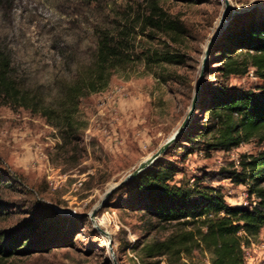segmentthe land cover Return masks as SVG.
Returning <instances> with one entry per match:
<instances>
[{
    "label": "rangeland",
    "instance_id": "374dc122",
    "mask_svg": "<svg viewBox=\"0 0 264 264\" xmlns=\"http://www.w3.org/2000/svg\"><path fill=\"white\" fill-rule=\"evenodd\" d=\"M153 3L182 23L179 43L163 34H138L140 17ZM228 4L226 9L224 0H0V49L9 54L17 79L47 101L56 98L58 84L89 68L98 34L125 32L133 52L113 70L104 91L81 98L72 141L64 142L40 114L0 100V233L30 236L26 251L2 264L173 263L147 258L143 248L181 226L146 214L130 181L105 195L181 125L198 82L202 108L192 119L193 134L210 124L205 109L220 85L264 88L252 71L227 80L219 74L226 36L264 16V0ZM153 49L177 52L181 63L149 67L141 53ZM188 145L179 139L153 165L175 167V182L221 189L230 207L246 205V187L228 176L239 170L243 155L257 154L261 145L253 140L229 152H206L199 145L187 155ZM261 236L264 230L246 247V264H264ZM209 259L196 250L176 264Z\"/></svg>",
    "mask_w": 264,
    "mask_h": 264
},
{
    "label": "trees",
    "instance_id": "16d2710c",
    "mask_svg": "<svg viewBox=\"0 0 264 264\" xmlns=\"http://www.w3.org/2000/svg\"><path fill=\"white\" fill-rule=\"evenodd\" d=\"M139 31L140 35L145 31L167 35L177 44L183 38L184 27L153 3L140 17ZM121 33L122 37L106 32L98 34L92 64L71 81L58 84L53 101H47L36 88L19 81L9 54L0 49V100L40 114L64 142L72 141L77 130L74 116L81 98L104 91L113 70L132 59L133 52L127 44L129 35ZM152 35L148 36L154 39ZM226 37L229 44L228 50L221 53V77L227 80L252 71L264 82V16ZM144 52L141 53L142 61L149 67L181 63L180 55L171 50ZM208 101L204 114L209 118L208 127L193 134L191 121L174 143L184 139L189 144L184 154L190 155L199 145L206 152H229L257 141L261 145L259 152L243 155L238 163L239 170L228 176L246 187L248 201L244 206L230 207L221 189L175 182V167L150 166L130 181L136 196L151 218L178 224L181 230L163 241L146 245L143 253L147 258L168 257L176 264L200 250L210 255L208 264H246L244 248L264 230V88L229 89L224 84ZM201 108L199 96L197 110ZM29 237L0 233V264L24 253Z\"/></svg>",
    "mask_w": 264,
    "mask_h": 264
},
{
    "label": "water",
    "instance_id": "95a60500",
    "mask_svg": "<svg viewBox=\"0 0 264 264\" xmlns=\"http://www.w3.org/2000/svg\"><path fill=\"white\" fill-rule=\"evenodd\" d=\"M224 5L225 8L228 9L229 4H228V0H224ZM222 30V22L220 21L215 33L213 34L212 38L209 40L206 50H205V54H204V58L202 60V68H201V73H200V78L202 77V74L204 72V64L208 55V48L210 47V45H212V43L219 37L220 33ZM200 96V88H199V82L196 85L195 88V92L193 94L192 100H191V104L189 107V110L184 118V120L182 121L181 125L172 133V135L153 153L151 154L149 157H147L145 160H142L138 166L135 168V170L133 172H131L130 174H128L125 178H123V180H121L118 184L113 185L109 188V190L106 192V197H108L117 187H120L122 184L133 180L137 175H139L141 172H143L144 170L148 169L150 166H152L154 164V162L167 150V148L169 146H171L178 138L179 136L185 131V129L188 127V125L190 124V122L192 121L196 110H197V102ZM106 237H108V233L107 232H102Z\"/></svg>",
    "mask_w": 264,
    "mask_h": 264
},
{
    "label": "built area",
    "instance_id": "2783aa9c",
    "mask_svg": "<svg viewBox=\"0 0 264 264\" xmlns=\"http://www.w3.org/2000/svg\"><path fill=\"white\" fill-rule=\"evenodd\" d=\"M261 249H262V251H264V244L261 245ZM244 253H245V258H246V254H248L247 248H244Z\"/></svg>",
    "mask_w": 264,
    "mask_h": 264
},
{
    "label": "crops",
    "instance_id": "0c3cea01",
    "mask_svg": "<svg viewBox=\"0 0 264 264\" xmlns=\"http://www.w3.org/2000/svg\"><path fill=\"white\" fill-rule=\"evenodd\" d=\"M261 237H263V236H261ZM258 259H259V258H257V259H256V258H252L251 261L253 260L252 263H256V262H254V261H256V260L258 261Z\"/></svg>",
    "mask_w": 264,
    "mask_h": 264
},
{
    "label": "bare ground",
    "instance_id": "6f19581e",
    "mask_svg": "<svg viewBox=\"0 0 264 264\" xmlns=\"http://www.w3.org/2000/svg\"><path fill=\"white\" fill-rule=\"evenodd\" d=\"M145 160V159H144Z\"/></svg>",
    "mask_w": 264,
    "mask_h": 264
}]
</instances>
